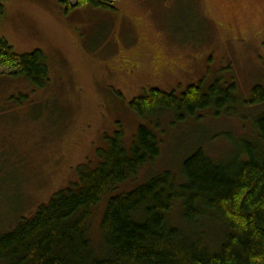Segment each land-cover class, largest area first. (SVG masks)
I'll use <instances>...</instances> for the list:
<instances>
[{
  "label": "rangeland",
  "instance_id": "obj_1",
  "mask_svg": "<svg viewBox=\"0 0 264 264\" xmlns=\"http://www.w3.org/2000/svg\"><path fill=\"white\" fill-rule=\"evenodd\" d=\"M4 6L0 38L19 56L43 52L49 82L37 89L0 62V233L77 180L79 165L95 166L98 150H106L116 132L129 149L140 126H149L162 154L112 195L165 169L181 182L182 161L198 148L221 161L246 140L261 144L254 121L262 105H240L238 114L219 118L206 111L174 126L166 114L158 127L130 103L153 88L180 96L201 81L236 84L235 94L249 100L264 86V0H119L114 11L86 6L69 13L60 0H7ZM109 200L102 199L89 222L99 254ZM169 218L193 233L179 204ZM205 222L210 240L221 239L224 228Z\"/></svg>",
  "mask_w": 264,
  "mask_h": 264
},
{
  "label": "trees",
  "instance_id": "obj_2",
  "mask_svg": "<svg viewBox=\"0 0 264 264\" xmlns=\"http://www.w3.org/2000/svg\"><path fill=\"white\" fill-rule=\"evenodd\" d=\"M6 1L0 0V24ZM117 1L60 0L67 13L86 6L114 11ZM0 62L19 70L13 75L25 77L37 89L49 82L41 51L19 56L0 38ZM236 89V84L225 87L220 81L208 86L201 81L180 96L153 88L132 100L130 108L159 127L166 114H172L174 126L206 111L219 118L233 116L242 105L264 106V86H256L243 101ZM254 127L261 144L246 140L221 161L198 148L182 161L181 182L165 169L132 191L112 195L162 154L149 126H140L129 149L123 133L116 132L108 138V148L98 150L95 166L79 165L77 180L14 230L0 233V264H264V112ZM106 196L110 200L100 227L104 253L99 254L89 222ZM177 204L191 235L171 223ZM209 220L225 231L214 242L212 227L204 223Z\"/></svg>",
  "mask_w": 264,
  "mask_h": 264
}]
</instances>
